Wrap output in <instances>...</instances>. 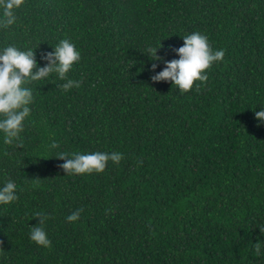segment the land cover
Instances as JSON below:
<instances>
[{
	"label": "trees",
	"instance_id": "1",
	"mask_svg": "<svg viewBox=\"0 0 264 264\" xmlns=\"http://www.w3.org/2000/svg\"><path fill=\"white\" fill-rule=\"evenodd\" d=\"M15 14L0 51L31 48L43 67L68 39L81 85L32 82L23 147L0 133V187L11 180L18 196L0 204V264H264V0H24ZM193 32L225 51L206 83L153 82L165 65L152 72L146 49L179 59ZM97 151L123 159L66 175L56 158ZM36 212L50 248L30 240Z\"/></svg>",
	"mask_w": 264,
	"mask_h": 264
},
{
	"label": "clouds",
	"instance_id": "2",
	"mask_svg": "<svg viewBox=\"0 0 264 264\" xmlns=\"http://www.w3.org/2000/svg\"><path fill=\"white\" fill-rule=\"evenodd\" d=\"M24 0H0V28L8 29L14 25L16 9L22 6ZM183 46L174 51L179 59L165 60L157 55L158 47H148L146 55L153 61L151 71L155 72L157 61L165 65L163 70L151 76L153 82H170L175 85L181 93L190 91L197 81V90L208 80L206 70L211 68L214 62L222 61L225 56L223 49L213 50L209 44L208 37L200 32H193L182 37ZM40 59L46 61L43 67L39 66L36 59V51L29 48L21 50L15 45L6 46L0 51V133L4 135V143L11 145L14 141L18 147H23L21 133L24 131V122L31 114L29 107L34 100L33 90L28 87L34 81H39L55 73L62 83V90H70L73 87L79 88L81 81L68 78L67 74L75 63L81 59V54L74 43L68 39H62L51 52L41 53ZM255 118L264 123V109L255 112ZM52 149L59 145L53 141L49 146ZM56 158L64 163L59 167L66 175H83L93 172L102 173L108 162L119 164L123 159L120 152H92L82 154L79 152H59ZM38 179V178H37ZM36 186V185H34ZM18 200L16 195V184L8 180L0 187V204L8 205ZM83 209H77L66 217L68 222H75L79 219ZM38 224L30 227V240L36 245L50 248L51 240L45 231L44 225L48 216L43 212L34 213ZM264 234V227H260ZM3 241H0L2 249ZM262 243L254 244L256 255L261 254Z\"/></svg>",
	"mask_w": 264,
	"mask_h": 264
}]
</instances>
